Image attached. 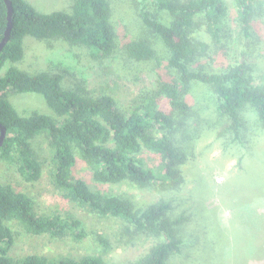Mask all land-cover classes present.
Here are the masks:
<instances>
[{
  "label": "trees",
  "instance_id": "trees-1",
  "mask_svg": "<svg viewBox=\"0 0 264 264\" xmlns=\"http://www.w3.org/2000/svg\"><path fill=\"white\" fill-rule=\"evenodd\" d=\"M10 1L12 26L0 52V72L8 66L0 74V124L6 129L0 161L19 165L27 183L37 180L41 165L29 155L42 138L52 186L96 219L112 221L113 244L128 248L142 237L151 238L144 253L126 264H171L178 257L201 264V245L195 241L193 254L194 241L188 243L190 234L181 232L188 218L176 214L171 198L183 182L179 166L195 159L201 136L230 133L239 146L243 140L252 145L261 140L246 114L264 129V77L255 83L256 67L249 63L259 52L251 39L253 18L264 10L263 0H232L238 12L236 36L223 0H64L50 12L37 11L28 0ZM6 12L0 0V42ZM118 24L124 38L117 33ZM26 38L50 49L57 42L83 47L135 77L147 76L151 85L121 108L112 94L92 91L84 77L59 64L19 68L29 52ZM23 93L41 95L53 116L16 111L9 95ZM254 157L262 163L264 149ZM78 163L97 184L125 182L163 199L143 203L92 189L73 173ZM253 188V193L264 195L263 184ZM250 225L252 240L242 235L239 244L235 241L234 264H264V217ZM15 227L31 237L74 242L90 235L101 249L97 255L14 258L10 250L18 235ZM109 243L98 233L85 232L76 218L39 214L28 195L0 184V264H117L100 255Z\"/></svg>",
  "mask_w": 264,
  "mask_h": 264
},
{
  "label": "rangeland",
  "instance_id": "rangeland-1",
  "mask_svg": "<svg viewBox=\"0 0 264 264\" xmlns=\"http://www.w3.org/2000/svg\"><path fill=\"white\" fill-rule=\"evenodd\" d=\"M28 1L39 12L59 9L64 3V0ZM223 1L229 23L234 28L233 35L236 36L237 8L232 0ZM115 16L118 20V14ZM253 19L256 26H254L251 40L258 43L259 52L253 56V59L251 57L249 63L253 62L256 67V69L253 68L252 76L257 83L258 79L264 77V10L257 13ZM116 28L117 33L124 38L123 27L118 24ZM29 39L31 38H26L24 43V45L28 44L29 52L25 54L23 63L17 65L19 68L32 70L44 68L48 64H59L84 77L88 88L92 91L112 94L121 108L136 95L139 89L151 85V79L147 76L135 77L133 72H125L123 68L109 60L91 56L89 50L83 47H71L63 42H57L50 49L43 43ZM250 44L253 43L250 42ZM126 66L130 70V63H126ZM7 67H4L0 74H3ZM9 101L22 115V112L28 115L29 112L37 111L53 116L41 95L14 94L9 95ZM246 118L247 122L253 124V130L251 128L253 134L261 136V140H258L256 145L246 144L245 140L242 146L232 143L230 133H225L220 137L214 133H207V136H201L197 142L195 159L179 166L183 182L174 192L171 204L177 215L182 213L188 218L189 225L185 226L181 232L190 234L187 236L188 243L196 241L201 245L198 249L201 252V264H234L232 259L236 239L238 244L242 235H248L252 240L250 224L264 217V195L252 192L255 190L254 186H261V184L264 186V160L261 163L254 157L256 153L264 149V129L255 122V117L253 119L251 114H246ZM36 141V148L33 149V155H29V158L30 161L36 159L41 165V174L38 179L27 183L24 180L23 171L18 170L19 165L0 161V184L9 185L14 190L28 195L33 200L39 214L57 213L76 218L80 220L85 232L93 231L102 235L106 240H110L111 243L107 249L100 254L104 261L126 264L144 253L152 243L151 238H140L134 247H117L112 243L114 239L111 238L112 232L115 231L112 221L96 219L69 202L65 196L66 193L57 191L52 186L48 151L42 138ZM147 155L143 156L151 160L152 157ZM146 162L150 164L151 161ZM73 173L84 179L92 189L135 197L143 203L152 204L163 199L161 194L141 191L125 182L117 185L97 184L92 180L87 167L81 163L76 165ZM257 190L262 191L263 189ZM260 215L261 217L258 218ZM197 225L203 228V232H198ZM15 231H18V235L10 250V255L14 258L26 254H38L50 258L76 257L84 254L97 255L101 249V246H97L90 235L81 242H74L70 238L56 239L48 235L31 237L24 234L18 227H15ZM191 251L193 254L196 253V243ZM171 264L187 263L183 258L178 257L174 258Z\"/></svg>",
  "mask_w": 264,
  "mask_h": 264
},
{
  "label": "water",
  "instance_id": "water-1",
  "mask_svg": "<svg viewBox=\"0 0 264 264\" xmlns=\"http://www.w3.org/2000/svg\"><path fill=\"white\" fill-rule=\"evenodd\" d=\"M5 6H6V10H7V26H6V30L4 33V37L2 39V41L0 42V52L2 51V49L4 48L5 44L8 41L9 35H10V31H11V26H12V13H13V9H12V3L10 0H3ZM6 137V129L0 124V147L2 146L4 140Z\"/></svg>",
  "mask_w": 264,
  "mask_h": 264
}]
</instances>
